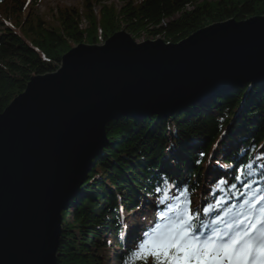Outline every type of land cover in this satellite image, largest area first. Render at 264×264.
Returning a JSON list of instances; mask_svg holds the SVG:
<instances>
[{"label": "trees", "instance_id": "obj_1", "mask_svg": "<svg viewBox=\"0 0 264 264\" xmlns=\"http://www.w3.org/2000/svg\"><path fill=\"white\" fill-rule=\"evenodd\" d=\"M116 1L84 0L83 10H58L54 26L36 13L42 0L0 4V115L33 77L55 72L72 45L99 44L121 31L136 41L177 44L211 24L264 15V0ZM247 85L170 117L111 121L107 145L63 213L58 264H132L128 254L138 237L124 235L128 214L175 191L201 198L207 226L231 203L240 206L247 185L264 189V83ZM220 137L225 141L211 154Z\"/></svg>", "mask_w": 264, "mask_h": 264}, {"label": "water", "instance_id": "obj_2", "mask_svg": "<svg viewBox=\"0 0 264 264\" xmlns=\"http://www.w3.org/2000/svg\"><path fill=\"white\" fill-rule=\"evenodd\" d=\"M261 82L264 15L211 24L177 44L121 31L73 47L0 115V264H58L63 213L111 121L167 117Z\"/></svg>", "mask_w": 264, "mask_h": 264}, {"label": "snow or ice", "instance_id": "obj_3", "mask_svg": "<svg viewBox=\"0 0 264 264\" xmlns=\"http://www.w3.org/2000/svg\"><path fill=\"white\" fill-rule=\"evenodd\" d=\"M256 192L245 201V212L231 219L226 212L212 222L225 226L207 234L195 226L197 216L185 199L143 233L137 249L128 254L132 264H264V189Z\"/></svg>", "mask_w": 264, "mask_h": 264}, {"label": "rangeland", "instance_id": "obj_4", "mask_svg": "<svg viewBox=\"0 0 264 264\" xmlns=\"http://www.w3.org/2000/svg\"><path fill=\"white\" fill-rule=\"evenodd\" d=\"M5 1L6 0H4V1L0 0V4H2ZM83 1L84 0H42V3L38 6L36 13L41 15L43 17V19L48 22V24H50L51 26H54V24L56 23V16H57L56 14H57L58 10H60V11L65 10V9L83 10V8H82ZM112 1H113V3H116L118 5V2L116 0H112ZM135 1H140V0H135ZM0 8H1V5H0ZM97 10H98V8L96 9V11ZM187 10H190V8H188ZM0 20L4 21V19L1 17V15H0ZM83 24L88 25V23L85 20H84ZM147 40H152V39L142 38L141 40H137V42L141 43V42H145ZM72 46L75 47L74 45H72ZM241 86L244 87L245 85H241ZM231 90L227 89L224 93L227 94V93L231 92ZM213 98L214 97H212L211 99H213ZM68 221L70 222V219ZM108 257H109V255H106V259L109 260ZM110 262L112 263V261H110Z\"/></svg>", "mask_w": 264, "mask_h": 264}, {"label": "bare ground", "instance_id": "obj_5", "mask_svg": "<svg viewBox=\"0 0 264 264\" xmlns=\"http://www.w3.org/2000/svg\"><path fill=\"white\" fill-rule=\"evenodd\" d=\"M81 188H82V187H81ZM81 188H80V191H81ZM80 191H79V192H80Z\"/></svg>", "mask_w": 264, "mask_h": 264}]
</instances>
